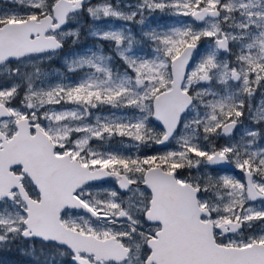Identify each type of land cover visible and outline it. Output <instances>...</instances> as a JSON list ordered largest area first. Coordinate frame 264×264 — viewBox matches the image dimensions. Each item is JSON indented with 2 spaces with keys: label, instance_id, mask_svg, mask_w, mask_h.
<instances>
[{
  "label": "snow or ice",
  "instance_id": "1",
  "mask_svg": "<svg viewBox=\"0 0 264 264\" xmlns=\"http://www.w3.org/2000/svg\"><path fill=\"white\" fill-rule=\"evenodd\" d=\"M0 264H264V0H3Z\"/></svg>",
  "mask_w": 264,
  "mask_h": 264
},
{
  "label": "rangeland",
  "instance_id": "2",
  "mask_svg": "<svg viewBox=\"0 0 264 264\" xmlns=\"http://www.w3.org/2000/svg\"><path fill=\"white\" fill-rule=\"evenodd\" d=\"M130 2H132V1H130ZM0 5H3V0H0ZM88 42L91 43V41H88ZM104 111H107V109H105ZM112 144H113V147H118V145H116L115 141H113Z\"/></svg>",
  "mask_w": 264,
  "mask_h": 264
},
{
  "label": "flooded vegetation",
  "instance_id": "3",
  "mask_svg": "<svg viewBox=\"0 0 264 264\" xmlns=\"http://www.w3.org/2000/svg\"><path fill=\"white\" fill-rule=\"evenodd\" d=\"M130 1H132V0H130Z\"/></svg>",
  "mask_w": 264,
  "mask_h": 264
}]
</instances>
